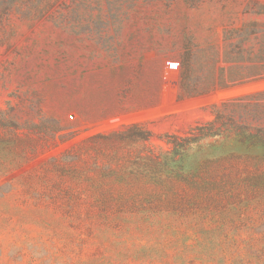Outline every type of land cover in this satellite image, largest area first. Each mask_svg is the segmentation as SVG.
Returning a JSON list of instances; mask_svg holds the SVG:
<instances>
[{"label": "rangeland", "instance_id": "374dc122", "mask_svg": "<svg viewBox=\"0 0 264 264\" xmlns=\"http://www.w3.org/2000/svg\"><path fill=\"white\" fill-rule=\"evenodd\" d=\"M0 264H264V0H0Z\"/></svg>", "mask_w": 264, "mask_h": 264}]
</instances>
